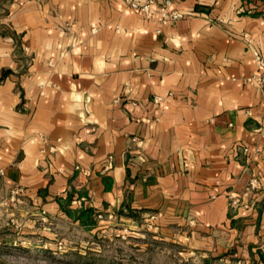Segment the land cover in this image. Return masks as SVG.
<instances>
[{
	"label": "crops",
	"instance_id": "1",
	"mask_svg": "<svg viewBox=\"0 0 264 264\" xmlns=\"http://www.w3.org/2000/svg\"><path fill=\"white\" fill-rule=\"evenodd\" d=\"M157 6L0 0V200L130 210L264 264V0Z\"/></svg>",
	"mask_w": 264,
	"mask_h": 264
},
{
	"label": "rangeland",
	"instance_id": "2",
	"mask_svg": "<svg viewBox=\"0 0 264 264\" xmlns=\"http://www.w3.org/2000/svg\"><path fill=\"white\" fill-rule=\"evenodd\" d=\"M21 193L0 200V264H250L197 246L184 228L119 212L85 227Z\"/></svg>",
	"mask_w": 264,
	"mask_h": 264
},
{
	"label": "built area",
	"instance_id": "3",
	"mask_svg": "<svg viewBox=\"0 0 264 264\" xmlns=\"http://www.w3.org/2000/svg\"><path fill=\"white\" fill-rule=\"evenodd\" d=\"M130 7L137 9L143 12L146 16H150L154 12V6H157V10L161 14V18L163 22H166L168 19H177L181 16V13L176 10H168L169 4L171 0H162V3L159 5L157 4V0H126ZM254 58L260 68V72L254 76V78L258 79L260 82H264V51L255 52ZM159 98H156L158 100ZM244 151H247L244 148ZM107 167H111L110 158L106 162ZM78 169L79 166H76ZM87 174V172H84ZM0 174H3V169H0ZM260 183L256 177L249 178L247 185L245 187L247 192H253L259 187ZM20 189H14L12 192L17 193ZM80 202V200H77ZM228 202L231 207H249L248 202H243L241 197L237 194H229L228 195ZM112 215H109L111 217ZM97 218H103L104 215L102 213H98L96 215Z\"/></svg>",
	"mask_w": 264,
	"mask_h": 264
},
{
	"label": "trees",
	"instance_id": "4",
	"mask_svg": "<svg viewBox=\"0 0 264 264\" xmlns=\"http://www.w3.org/2000/svg\"><path fill=\"white\" fill-rule=\"evenodd\" d=\"M67 202L69 203V200H67ZM61 207L63 208V211L69 217L73 218L74 220L79 221V223H81V225H83L85 227H94L95 226L96 223H95V220L93 218L91 210H89V209L72 210L67 206H63L62 204H61ZM119 213L121 215L129 216V217L138 216V214H136L130 210L126 213H124L122 210H120Z\"/></svg>",
	"mask_w": 264,
	"mask_h": 264
}]
</instances>
